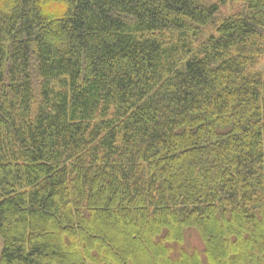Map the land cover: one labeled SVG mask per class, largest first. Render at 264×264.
I'll return each instance as SVG.
<instances>
[{
    "label": "trees",
    "instance_id": "trees-1",
    "mask_svg": "<svg viewBox=\"0 0 264 264\" xmlns=\"http://www.w3.org/2000/svg\"><path fill=\"white\" fill-rule=\"evenodd\" d=\"M238 1L6 0L0 264H264V0Z\"/></svg>",
    "mask_w": 264,
    "mask_h": 264
},
{
    "label": "rangeland",
    "instance_id": "rangeland-1",
    "mask_svg": "<svg viewBox=\"0 0 264 264\" xmlns=\"http://www.w3.org/2000/svg\"><path fill=\"white\" fill-rule=\"evenodd\" d=\"M200 1L206 4L219 3L220 1L224 2V5H222V7L220 8L219 14L215 18L216 19L215 25L216 23L221 21L224 17L237 14L242 10V6L238 0H200ZM215 25H210L206 27L201 32L200 37L207 38L211 34H214ZM190 45L192 47V50H194V52L198 49V43H196L195 40H192L191 38H190ZM187 57H189V55ZM184 247H186L187 249H194L197 251L202 250V244L195 232L193 231L188 232V234L186 235V239L184 241ZM0 249H1V240H0Z\"/></svg>",
    "mask_w": 264,
    "mask_h": 264
},
{
    "label": "clouds",
    "instance_id": "clouds-1",
    "mask_svg": "<svg viewBox=\"0 0 264 264\" xmlns=\"http://www.w3.org/2000/svg\"><path fill=\"white\" fill-rule=\"evenodd\" d=\"M6 0H0V11L10 12L11 6H5ZM38 7L42 14L51 19L64 18L72 8L71 0H40Z\"/></svg>",
    "mask_w": 264,
    "mask_h": 264
}]
</instances>
